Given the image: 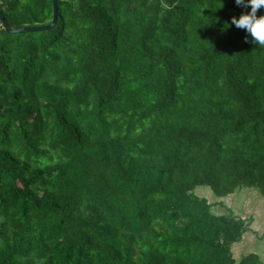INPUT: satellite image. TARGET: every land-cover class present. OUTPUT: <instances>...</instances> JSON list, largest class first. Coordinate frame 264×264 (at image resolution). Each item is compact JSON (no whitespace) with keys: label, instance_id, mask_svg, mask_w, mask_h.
<instances>
[{"label":"trees","instance_id":"16d2710c","mask_svg":"<svg viewBox=\"0 0 264 264\" xmlns=\"http://www.w3.org/2000/svg\"><path fill=\"white\" fill-rule=\"evenodd\" d=\"M249 11L57 0L50 28L0 23V264H264L232 252L250 215L193 192L264 198V47L231 24ZM0 14L44 24L52 1Z\"/></svg>","mask_w":264,"mask_h":264},{"label":"rangeland","instance_id":"374dc122","mask_svg":"<svg viewBox=\"0 0 264 264\" xmlns=\"http://www.w3.org/2000/svg\"><path fill=\"white\" fill-rule=\"evenodd\" d=\"M193 192L208 201H220L222 204L212 206L214 212H223L227 208L233 214H238L241 210L245 216L250 215L248 229L244 232L242 240L232 245V252L234 256L239 257L253 251L264 261V198L256 188L242 186L221 198L214 195L206 185L195 186Z\"/></svg>","mask_w":264,"mask_h":264},{"label":"clouds","instance_id":"9594fccd","mask_svg":"<svg viewBox=\"0 0 264 264\" xmlns=\"http://www.w3.org/2000/svg\"><path fill=\"white\" fill-rule=\"evenodd\" d=\"M235 4L242 8L250 7V11L241 13L239 18L232 17L231 24L244 30L252 43L264 47V15L257 16V12L264 9V0H235ZM245 40L247 42V36Z\"/></svg>","mask_w":264,"mask_h":264},{"label":"water","instance_id":"95a60500","mask_svg":"<svg viewBox=\"0 0 264 264\" xmlns=\"http://www.w3.org/2000/svg\"><path fill=\"white\" fill-rule=\"evenodd\" d=\"M51 1H52V17H51V20L47 23L39 24V25H22L20 27L13 28L10 24H8V22H6V20L1 14H0V23L2 24L4 30L8 33H16V32L50 28L55 23L56 8H57V0H51ZM166 1H170V0H166Z\"/></svg>","mask_w":264,"mask_h":264}]
</instances>
